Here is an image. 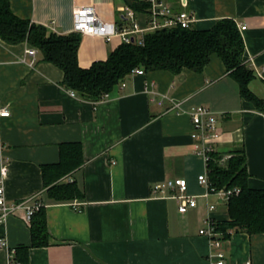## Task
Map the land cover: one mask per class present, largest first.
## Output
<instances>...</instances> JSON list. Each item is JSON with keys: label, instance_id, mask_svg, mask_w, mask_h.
I'll list each match as a JSON object with an SVG mask.
<instances>
[{"label": "crops", "instance_id": "0c3cea01", "mask_svg": "<svg viewBox=\"0 0 264 264\" xmlns=\"http://www.w3.org/2000/svg\"><path fill=\"white\" fill-rule=\"evenodd\" d=\"M163 1L175 13L192 12L195 29L210 30L218 20L233 19L245 41V62L260 73L251 90L264 97V0ZM142 3L147 2L10 0L19 18L62 35L77 32L75 12L82 7H94L103 22L118 27L130 23L125 8L131 7L145 25L150 12L135 9ZM242 25L247 28L241 30ZM81 36L78 63L84 69L106 60L123 43L117 35L110 41ZM27 45H10L0 37V100L11 109L9 117L0 119V158L8 161L9 202L40 201L50 237L47 246L30 247L31 223L24 211L10 215L0 224V238L9 245L0 248V264H7L9 249L17 258L21 246L29 247L22 264H213L215 250L224 252L227 264H264V233L235 230L217 247L201 234L208 217L229 219L227 202L217 195L200 197L197 207L183 214L177 199L156 195L152 188L183 178L188 195L205 193L199 176L206 165L195 154L188 114L204 105L217 114L224 133L218 147L244 146L248 184L264 189V113L241 98L221 57L213 54L199 73L130 74L125 87L115 85L101 101L92 102L71 96L63 70L45 61L40 51L33 67L21 62ZM68 142L81 143L84 164L61 180L77 183L84 199L57 202L48 196L42 169L59 162L60 144ZM210 204L215 205L211 212Z\"/></svg>", "mask_w": 264, "mask_h": 264}, {"label": "trees", "instance_id": "16d2710c", "mask_svg": "<svg viewBox=\"0 0 264 264\" xmlns=\"http://www.w3.org/2000/svg\"><path fill=\"white\" fill-rule=\"evenodd\" d=\"M137 11L150 12L149 3L135 4ZM0 37L8 44L28 42L43 55V59L60 67L64 72L63 85L77 92L84 100L101 101L113 91L115 85L125 82L134 69L164 70L182 75L185 70L202 72L213 54L223 60L226 70L240 86L241 98L253 103L257 111L264 113V97L257 96L250 83L257 78L255 71L244 58L245 41L236 22L231 18L218 20L212 29L201 30L181 27L159 29L145 36L144 44L122 43L106 60L82 68L78 63L81 34L62 35L43 25L19 18L11 8L10 0H0ZM60 160L43 167V178L48 196L57 202L84 199V193L75 182L61 179L84 164L80 142L60 144ZM225 155L231 156L223 162ZM208 163L210 185L219 190L240 189L227 202L229 219L213 226L216 240L226 238L232 231L248 234L264 233V189L251 188L248 184L247 155L244 146L231 149L217 147ZM32 244L42 247L49 244L44 206L31 219ZM27 246L17 249L19 261H25Z\"/></svg>", "mask_w": 264, "mask_h": 264}, {"label": "built area", "instance_id": "2783aa9c", "mask_svg": "<svg viewBox=\"0 0 264 264\" xmlns=\"http://www.w3.org/2000/svg\"><path fill=\"white\" fill-rule=\"evenodd\" d=\"M150 5L149 19L145 25H142L136 12L131 7L125 8V17L129 19L130 23L123 27H118L114 23L107 24L103 22L96 14L94 7H82L75 12V30L80 34H88L93 36H102L107 41L112 40L114 36H120L123 43L137 42V44H144L145 36L148 33L155 32L159 29H169L172 27L190 28L196 21L195 15L190 11H183L175 13L171 4L164 2L163 0H146ZM241 30L247 27L240 26ZM25 55L21 62L34 66L36 56L39 52L36 48L27 45L24 49ZM27 56L31 57V60L27 62ZM258 75L260 73L256 71ZM130 74L145 75V70L134 69ZM122 87L126 86L123 82L120 84ZM71 96H78L74 90L69 91ZM179 107L180 104L176 103ZM188 114L192 119V139L194 143L195 154L202 158L206 165V172L199 176V183L206 187V191L203 195H188V184L183 178L168 179L161 183L153 185V192L156 195L164 196L166 198L177 199L179 201V212L186 213L189 209L197 207L199 198L208 197L210 194H215L218 198L228 202L229 198L234 194H239L240 189H225L221 188L216 190L213 188L208 179L207 166L211 160V154L214 153L218 145L223 141V132L219 127V119L216 113L212 112L204 105L196 106L188 111ZM11 115V109L4 105L0 100V119L2 117H9ZM231 156L225 155L223 162L229 159ZM1 178H0V224H6L10 215L24 211V219L26 222L31 223V219L34 214L43 208V204L34 200H24L19 203H10L6 194L5 177L8 173V161L3 157L0 158ZM209 211L215 209V205L210 204L208 206ZM213 218L208 217L204 221V225L201 228V234L207 235L211 240L214 247L219 245V240H216L217 233L213 226ZM0 248H9L6 238H0ZM7 264H22L16 258V251L9 249ZM214 258L213 264H227V258L222 250H215L212 255Z\"/></svg>", "mask_w": 264, "mask_h": 264}, {"label": "water", "instance_id": "95a60500", "mask_svg": "<svg viewBox=\"0 0 264 264\" xmlns=\"http://www.w3.org/2000/svg\"><path fill=\"white\" fill-rule=\"evenodd\" d=\"M185 76L183 75L182 78H184Z\"/></svg>", "mask_w": 264, "mask_h": 264}]
</instances>
